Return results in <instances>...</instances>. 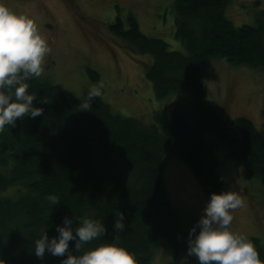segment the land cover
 <instances>
[{
	"label": "trees",
	"instance_id": "trees-1",
	"mask_svg": "<svg viewBox=\"0 0 264 264\" xmlns=\"http://www.w3.org/2000/svg\"><path fill=\"white\" fill-rule=\"evenodd\" d=\"M230 1L174 0V34L185 54L143 34L130 13L126 23L117 18L108 26L126 50L151 56L145 76L157 98L172 92L187 96L181 103L164 105L151 123L112 112L99 98L91 101L90 111L80 110L87 92L74 97L60 84L37 78L27 82L29 94L36 96L34 106L44 115L17 120L16 127L6 125L0 132V190H9L0 196V264H60L62 258L47 253L43 261L38 259L34 242L41 229L49 238L58 237L56 226L66 216H87L107 228L104 237L77 255L113 243L118 235L119 245L137 264H155L154 247L160 241L175 261L190 258L198 264L187 255L188 232L196 221L187 226L166 196L165 155L179 157L206 193L225 191L217 173L222 157L236 161L246 177L264 183V135L246 117L225 121L201 80L202 66L212 58L264 71V9L254 24L235 26L223 15ZM87 70L97 79L94 70ZM184 112H192L194 122ZM50 195L60 203L52 206ZM120 212L125 229L114 233ZM263 236L250 238L261 260ZM74 244L70 242V249Z\"/></svg>",
	"mask_w": 264,
	"mask_h": 264
},
{
	"label": "rangeland",
	"instance_id": "rangeland-1",
	"mask_svg": "<svg viewBox=\"0 0 264 264\" xmlns=\"http://www.w3.org/2000/svg\"><path fill=\"white\" fill-rule=\"evenodd\" d=\"M173 2L0 0L13 12L33 19L52 49L51 54L45 57L44 73L39 80L60 84L74 97L83 96L92 85L103 82L105 87L100 99L108 104L111 111L135 117L144 123L153 122L155 112L170 101L181 103L187 100V96L172 92L157 98L145 76V63L151 62V56L135 54L128 48L126 50L121 40L113 37L108 26L117 18L126 23L130 13L143 34L159 38L168 44L169 50L185 54L183 44L174 34ZM262 9L264 0H231L225 5L223 15L235 26L252 25ZM87 69L94 70L97 79L90 77ZM201 80L207 98L215 102L225 121L238 116L246 117L264 135L262 69L233 66L225 59L212 58L202 66ZM186 104L190 105L188 102ZM184 113L190 122H194L192 112ZM219 148L216 156L220 154ZM233 161L222 157L217 167L225 191H235L245 201L244 207L232 213L234 219L230 227L249 239L263 236L264 183L246 177L241 167ZM162 177L170 204L185 218L187 226L193 224L200 218L212 193L203 191L189 168L172 153H167L163 159ZM6 191L9 190H0V196L6 197ZM162 243L155 244V264H193L190 258L175 261L171 251Z\"/></svg>",
	"mask_w": 264,
	"mask_h": 264
},
{
	"label": "clouds",
	"instance_id": "clouds-1",
	"mask_svg": "<svg viewBox=\"0 0 264 264\" xmlns=\"http://www.w3.org/2000/svg\"><path fill=\"white\" fill-rule=\"evenodd\" d=\"M51 52L33 19L0 3V132L6 125L16 127L17 120L44 115L41 107L34 106L36 96L29 94L27 82L43 75L45 57ZM104 87L103 82L92 85L79 109L90 111L91 101L102 98ZM48 200L52 206L60 203L55 195H50ZM244 206L243 197L235 191L212 193L188 232L187 255L194 256L198 264H264L252 240L230 227L232 213ZM124 220L123 212L115 215L114 233L124 231ZM56 231L58 237L49 238L46 229H41L40 237L35 240L34 254L41 261L47 253L62 258L60 264H137L135 256L119 245L118 235L113 236V243H102L75 254L107 234L106 226L99 220L66 216ZM71 241H75L74 249H70Z\"/></svg>",
	"mask_w": 264,
	"mask_h": 264
}]
</instances>
